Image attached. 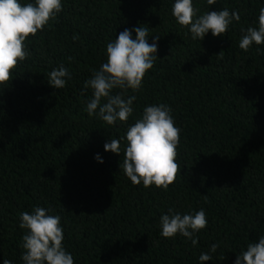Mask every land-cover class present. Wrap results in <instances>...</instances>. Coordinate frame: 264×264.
<instances>
[{
    "label": "trees",
    "instance_id": "trees-1",
    "mask_svg": "<svg viewBox=\"0 0 264 264\" xmlns=\"http://www.w3.org/2000/svg\"><path fill=\"white\" fill-rule=\"evenodd\" d=\"M174 2L61 0L55 19L25 40L28 57L0 85V264H23L18 214L34 207L61 217L74 264H234L264 236V44L239 48L241 29L258 28L264 0H193L197 16L225 8L240 16L203 40L175 21ZM137 26L149 29V44L159 37L157 60L140 90L125 93L136 96L127 122L109 125L84 110L92 98L84 82L106 62L107 44ZM61 66L70 78L55 89L48 74ZM159 104L181 130V169L167 190L133 185L119 167L127 128ZM111 139H121L120 154L104 150ZM169 209L205 211L195 246L161 236ZM213 243L212 259L201 262Z\"/></svg>",
    "mask_w": 264,
    "mask_h": 264
},
{
    "label": "clouds",
    "instance_id": "clouds-1",
    "mask_svg": "<svg viewBox=\"0 0 264 264\" xmlns=\"http://www.w3.org/2000/svg\"><path fill=\"white\" fill-rule=\"evenodd\" d=\"M215 3L216 0H207L208 5ZM61 11V0H35L24 5L19 0H0V85L8 82L12 70L28 57L25 40L42 31ZM171 11L175 21L181 27L188 28L194 40H203L209 31L214 37L223 36L232 21L240 19L237 11L230 13L227 8L197 16L198 9L194 8L193 0H175ZM148 31L147 27L142 26L125 29L107 44L106 62L84 82V87L92 90V98L84 109L90 117L95 114L109 125L117 121L127 122L133 113L136 96L125 97V93L128 89L133 92L140 90L144 76L157 60L156 41L159 37H153V43L149 44ZM241 31L244 34L239 40V48L243 51L247 52L253 44H264V7L259 10L258 28L250 26ZM132 32H135V39ZM256 51L259 53L261 49L257 48ZM66 77H69V72L63 66L53 69L48 74V84L62 89L66 86ZM117 88L122 91L113 94V89ZM180 132L169 106L149 105L143 109L142 117L129 126L125 137L121 138L127 143L123 163L119 167L133 185L142 182L144 187L154 185L167 190L175 182L181 169L176 162ZM121 139L106 142L104 150L120 154ZM96 159L103 162L98 155ZM49 211L34 207L31 213L21 211L18 214L19 227L26 230L20 245L24 250L21 256L23 264H74L72 255L62 243L61 217L49 215ZM169 213L160 217L161 236L173 238L180 234L195 246L197 239L194 234L207 226L205 211L200 209L194 214L181 215L169 209ZM218 247L213 243L208 253L200 254L199 260H211L210 253H215ZM3 264L12 262L5 259ZM234 264H264V236L259 237L258 242L249 243L247 249L237 255Z\"/></svg>",
    "mask_w": 264,
    "mask_h": 264
}]
</instances>
